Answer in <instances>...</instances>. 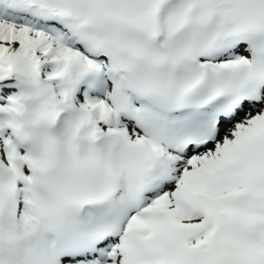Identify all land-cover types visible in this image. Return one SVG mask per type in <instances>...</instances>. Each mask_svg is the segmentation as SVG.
<instances>
[{
    "label": "snow or ice",
    "instance_id": "obj_1",
    "mask_svg": "<svg viewBox=\"0 0 264 264\" xmlns=\"http://www.w3.org/2000/svg\"><path fill=\"white\" fill-rule=\"evenodd\" d=\"M0 264H264V0H0Z\"/></svg>",
    "mask_w": 264,
    "mask_h": 264
}]
</instances>
